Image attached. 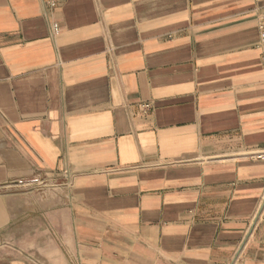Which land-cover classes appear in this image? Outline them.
I'll return each mask as SVG.
<instances>
[{
	"label": "crops",
	"instance_id": "1",
	"mask_svg": "<svg viewBox=\"0 0 264 264\" xmlns=\"http://www.w3.org/2000/svg\"><path fill=\"white\" fill-rule=\"evenodd\" d=\"M263 8L0 0V264H264Z\"/></svg>",
	"mask_w": 264,
	"mask_h": 264
},
{
	"label": "built area",
	"instance_id": "2",
	"mask_svg": "<svg viewBox=\"0 0 264 264\" xmlns=\"http://www.w3.org/2000/svg\"><path fill=\"white\" fill-rule=\"evenodd\" d=\"M60 0H49V4L52 6V7H55L58 5ZM259 37H260V42H259V48L262 49V51L264 52V8L262 9L261 11V14L259 16ZM56 27V25H55ZM143 107V110L145 113L147 112H150L152 110V104L150 103H144L142 105ZM262 154L259 153L258 154V157H261Z\"/></svg>",
	"mask_w": 264,
	"mask_h": 264
},
{
	"label": "rangeland",
	"instance_id": "3",
	"mask_svg": "<svg viewBox=\"0 0 264 264\" xmlns=\"http://www.w3.org/2000/svg\"><path fill=\"white\" fill-rule=\"evenodd\" d=\"M41 184H43V183H41ZM45 184H47V183H45ZM24 188V190H29L30 189V183H24V186H23ZM0 245L1 246H5V245H7V244H5V242H3V241H0ZM35 264H43V263H41V262H36Z\"/></svg>",
	"mask_w": 264,
	"mask_h": 264
}]
</instances>
